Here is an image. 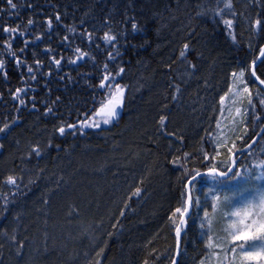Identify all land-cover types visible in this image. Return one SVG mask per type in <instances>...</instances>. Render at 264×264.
<instances>
[{
    "label": "trees",
    "instance_id": "16d2710c",
    "mask_svg": "<svg viewBox=\"0 0 264 264\" xmlns=\"http://www.w3.org/2000/svg\"><path fill=\"white\" fill-rule=\"evenodd\" d=\"M13 3L15 9L8 0H0V60L4 63L0 70V128L8 126L0 132V232L14 238L20 227L18 238H23L21 230L33 223L34 211L43 209L42 203L33 204L29 200L34 192L41 195L45 190L37 188L36 178L51 176L47 169L62 167L66 164V153L70 152L76 157L73 168L81 163L96 170L105 164L115 167L123 176L118 183L109 178L114 185H102L97 178L89 187L92 182L89 175L86 180L80 177L79 182L76 174V184L68 180L72 181L73 190L80 191L79 195L69 194L73 198L71 206L79 213L86 210L84 219L79 221L97 226L92 237L97 240L93 249L98 255L84 259L83 254L91 249L88 240L78 246L70 245L71 253L75 250L81 257V263L74 264H171L175 230L181 218L176 209L185 207L187 180L197 172L220 168L224 163L222 158H213L217 149L211 146L209 133L213 139L212 122L219 110L221 92L232 82L234 73H247L255 110L249 114H255L259 120L253 124L248 117L245 127L249 136L238 148L264 122L261 103L264 92L249 75L251 64L264 46V2L13 0ZM226 4L231 7H225ZM247 13L260 21L257 30L254 18L249 27L238 21L247 19ZM29 20L33 23L29 24ZM225 20L232 21L231 28L225 25ZM4 27L17 28V32H4ZM106 33L114 39L106 41ZM185 44L188 49H184ZM80 53L86 55L81 57ZM57 60L59 64L55 63ZM256 74L264 82V59ZM105 75L115 77L105 81L106 84H119L125 89L121 115L111 126L80 128L86 119H97L94 112L110 91L100 87ZM18 89L21 91L14 99ZM177 102H184L186 108L172 112ZM162 118L168 124L161 128ZM60 127L65 128V134L59 133ZM258 144L244 156V162L253 156L261 159L264 135ZM82 149L86 154L79 157ZM23 165L28 172H23ZM7 171L11 173L3 174ZM236 173L235 170L226 180L198 181L192 188L193 196L200 197V188L205 192L226 191L222 187ZM8 177H13L16 183L8 184ZM231 187L229 191L238 185ZM68 192L63 196L68 197ZM63 196L53 200L59 224L65 223L59 211L64 215L69 208L63 205L58 209L65 201ZM13 209L16 215L11 218L12 225L6 223L1 228L4 216ZM38 226L35 224L34 230ZM207 235L196 222V212L195 217L192 212L180 241L178 264H208ZM22 238L18 246H22ZM28 240L29 245L35 242L30 236ZM5 251L11 253V247ZM47 251L49 258L44 257L42 264H68L56 245L52 248L50 244ZM0 264L17 262L9 257V261Z\"/></svg>",
    "mask_w": 264,
    "mask_h": 264
},
{
    "label": "rangeland",
    "instance_id": "374dc122",
    "mask_svg": "<svg viewBox=\"0 0 264 264\" xmlns=\"http://www.w3.org/2000/svg\"><path fill=\"white\" fill-rule=\"evenodd\" d=\"M247 14H249L247 19H238V21L242 20V22L249 27L248 23H251L254 16L250 13ZM252 22L256 25L255 22H257V20L254 18ZM254 28L257 30L258 25ZM241 73H243V76L240 75ZM231 78L232 82L229 83L228 86L221 92V98L223 97L224 99L223 102H221L220 98L218 102L219 110L212 122V126H214V131L212 133L213 139L212 135L209 133L211 146L214 150L217 149L215 150L213 158L219 157L224 161L223 165L220 167L222 170L221 172H225V170L229 167L228 163L230 162V156L245 142L249 136V132L245 127L248 117L252 118L253 124H258L259 121L255 114H249V111L254 112L255 110L254 107H252L253 100L247 85L249 80L247 73L239 71L235 75L233 74ZM245 88L248 89V92H244ZM185 108L184 102H177V106H174L172 112L176 110L183 111ZM237 109H239V112H237ZM117 112L118 115L116 118L111 120L107 125L111 126L117 122L121 115V107L117 109ZM167 124V121H163L161 128ZM103 125L105 124L101 123L100 126ZM85 152L86 150L84 151V149H82L79 152V157L86 154ZM66 154V161L64 162L66 164L57 169H47V172L51 171V176L49 177L46 175L38 176V178H36L37 182L39 181L37 188L40 189V191L41 189L45 190L41 195H37L39 193L36 194L34 192L29 200L33 204L42 203L43 209L41 208L34 211L36 213V217L34 218L33 223H31L27 228H23L21 230L24 233L23 238L19 236V238H22L23 241L22 246H18V229L20 227L16 230L17 232H14V235L16 236L14 238H10V235L3 233V231L0 232V263H4L5 260L9 261V257L14 258L17 264L45 263L44 257L47 256L45 258L47 259L50 255L47 251L50 244L52 248L56 245V247L61 250L60 252L64 253L61 255V258L66 263H81V257H78L79 255L76 254L75 250L73 251V255L68 247L70 245L78 246L82 244V242L84 243L85 240L89 241L88 243L91 249L88 254H83L84 259H88L89 257L95 258L98 255L96 250L93 249L96 248L95 244L97 240H93L92 237V230L97 226H94L92 222L87 223L88 225H86V222L79 221L80 219H84L86 210L83 209L81 210V213H79V211H75V209L71 206L73 198H71L70 195H79L78 192L80 193V191L73 190L71 184L72 181L69 183L68 180H74L75 183L77 178V180H79L80 177L86 180L91 177L92 182L88 184L89 187L94 184V181L95 179L97 180V178L101 180L102 185H105V183L114 185V183H118V181L120 182L123 176L119 175L120 172H116V170H114L115 167H109L108 165L105 166V164L96 170L94 168L89 169L90 165L85 166L81 163L79 165H74L75 167L73 168L72 164H75L76 157H72L70 152ZM259 156H261V159L253 156V158L251 157L252 159L246 160L241 167H236V172L240 175H235L233 178L229 179L227 182L228 184H225L222 187L223 189H226V191L217 193L215 190H209L205 192L206 190L200 188V197L195 198L193 196V215L195 217L196 212V222L202 227L203 234H208L206 239L208 264H264V259L242 261L240 254L241 250L239 248H237V252L235 253L228 251V249L234 245L232 243V238L229 236L227 231L229 229V225L233 221L237 220V217L231 216L230 213L241 208L242 204L246 200L251 199L252 194L264 186V153H259ZM209 158V156L206 157V161H208ZM7 165L9 164L7 163ZM23 168V172L29 171L27 170V166L23 165ZM8 172L11 173L10 171H7L3 174L9 175ZM41 173L42 172H40V174ZM76 174L79 177L76 176V178ZM110 174L111 176H109ZM67 175H69L68 178ZM26 176H28V173ZM109 178L112 179L114 183H112V181H108ZM74 183L73 185L75 186L76 183ZM231 184L238 185V187L229 191L228 189L232 188ZM66 192H68V197L63 196ZM241 193H244V195L241 196ZM61 196L65 197V201L59 204L58 209L62 208L63 205H68L69 207L67 211L64 212V215L59 211L60 218H65L64 224L58 223V210L57 207L54 206L53 202V200L55 201V198H61ZM214 203L217 205L215 210L213 209ZM14 212L15 210L13 209V212L11 211L10 214L4 216L3 220H5L1 222L3 223L1 228L6 223L7 225H12L11 218L16 215ZM206 213L207 216L205 215ZM17 216H21V214H17ZM35 224L39 226L34 230ZM214 226L218 229L215 230ZM238 227L242 226L238 225ZM26 236L28 238L29 236L32 237L35 239V242L32 241V243H30L31 245H29V240ZM40 239L41 241L43 240V243L39 241ZM54 242L57 243L54 244ZM239 243H246V247L251 246L254 253H259L261 252L260 245L264 244V240L236 242V244ZM6 247H11V253L5 251Z\"/></svg>",
    "mask_w": 264,
    "mask_h": 264
},
{
    "label": "snow or ice",
    "instance_id": "6c2138e0",
    "mask_svg": "<svg viewBox=\"0 0 264 264\" xmlns=\"http://www.w3.org/2000/svg\"><path fill=\"white\" fill-rule=\"evenodd\" d=\"M8 3L11 8L15 9L16 5L13 3V0H8ZM225 7L230 8L231 4H226ZM58 19H59V16H57V20ZM28 23L32 24L33 22L32 20H29ZM224 23L229 28H231L232 26L231 20H225ZM259 24H260V21H257L256 25H253V26L256 27ZM132 27L134 30L136 29L135 24ZM3 31L15 33L17 32V28L4 27ZM20 35H23V33H20ZM37 39H39V37H37ZM104 39L106 41H112L114 37L106 33L104 36ZM188 47H189L188 44L184 45V49H188ZM261 51L262 53H264V49H262ZM77 52L79 53L80 50L77 49ZM84 55L86 54L80 53L81 57H83ZM180 56L182 58L185 57V51L182 50L180 52ZM72 62L75 63V61H72ZM17 63H20V62L17 61ZM55 63L59 64L60 61L57 60L55 61ZM3 68H4V63L2 60H0V70H2ZM28 71L31 72L32 69L29 68ZM123 71H124L123 68H121L120 72H123ZM118 74L119 73H117V75ZM240 75L243 76V73H241ZM110 78L115 79V77H110V75H105L104 79L100 83L101 88L107 87L110 89V91L107 94L105 100L102 101L101 106L94 112V117L99 118V119H94V118L86 119L84 122H82L79 125L80 128H99L101 123L107 125L110 123L111 120L115 119L116 116L118 115L117 109H119L123 104L125 89L124 87H121L119 84H116L114 86L110 83L106 84L105 81H108ZM20 91L21 90L19 89L17 90V96H14V99L18 98V94ZM244 92H248V89L245 88ZM223 99L224 98L222 97L221 102H223ZM20 103L23 104L24 100L20 99ZM261 103L264 104V100H262ZM49 111H51V109H49ZM237 112H239V109H237ZM89 120H91V122H89ZM161 123H163V118L161 119ZM7 127L8 126L5 125L4 128H0V132L5 131ZM72 127H75V126L68 125V128H72ZM58 131L61 135H63L65 134L66 130L64 127H60ZM33 151L36 152L37 155L40 154L38 149L34 148ZM229 171H231V169H229ZM212 173H214L217 176L227 175V173L225 172L216 171L215 168L210 170V174ZM196 175H200V173H197ZM236 175L239 176L240 174L237 172ZM195 179H196V176H192L191 180L189 181V184L191 183L192 180H195ZM7 183L11 185V184H15L16 181L13 177H8ZM240 195L243 196L244 193H241ZM188 202L189 203L192 202L191 197H189ZM216 207L217 205L214 203L213 209L215 210ZM176 212L180 213L181 223H184L183 216H184V213L188 212V208L187 207H184L182 209L177 208ZM205 215L207 216V213ZM230 215L233 217H237V220L233 221L229 225V229L227 230L229 236L232 238V243L234 245L233 247L228 249V251L235 253L237 252V248H239L241 250L240 254H241L242 261H254L257 259H264V244L260 245L261 252L259 253H254L251 249V246L246 247V243L236 244L237 241L247 242L249 240H264V186H262L258 191L252 194L251 199L246 200L242 204L241 208L235 211H232ZM238 225L242 227H238ZM180 231H181L180 227L177 226L176 233L178 237L180 235Z\"/></svg>",
    "mask_w": 264,
    "mask_h": 264
},
{
    "label": "water",
    "instance_id": "95a60500",
    "mask_svg": "<svg viewBox=\"0 0 264 264\" xmlns=\"http://www.w3.org/2000/svg\"><path fill=\"white\" fill-rule=\"evenodd\" d=\"M264 2V0H261ZM262 49H264V46L262 47ZM261 49V50H262ZM260 50L257 58L255 59V61L251 64L250 69H249V75L251 80L253 81V83L261 90L264 92V83H262V81L258 78L257 74H256V70L257 67L260 65V63L262 62V60L264 59V53H262V51ZM264 135V122L262 124V126L260 127V129L258 130V132L251 138L250 141H248L243 147L236 149L231 157H230V165L228 167V169L225 171V173H227V175L224 176H217L214 173L210 174V170L207 171H200L197 173H200V175H196L197 173H195L193 176H196L195 180H192L191 183L189 184V181L191 180V177L187 180L186 184H185V195H186V201H185V207L188 208V212L184 213L183 216V220L184 223H181V218L179 220L178 226L180 227L181 231H180V235L179 237L177 236L176 230H175V238H176V246H175V251H174V256H173V260L171 264H178L179 261V253H180V241L181 238L185 232V229L187 227V220L190 217L192 210H193V194H192V188L193 186L200 180L205 179V178H219L222 180H226L230 177V175L236 170V157H242L244 155H247L248 153H250L254 147L259 143V141L261 140L262 136ZM229 169H231V171H229ZM218 171V170H216ZM221 172V171H218ZM189 197H191V203L188 202Z\"/></svg>",
    "mask_w": 264,
    "mask_h": 264
},
{
    "label": "bare ground",
    "instance_id": "6f19581e",
    "mask_svg": "<svg viewBox=\"0 0 264 264\" xmlns=\"http://www.w3.org/2000/svg\"><path fill=\"white\" fill-rule=\"evenodd\" d=\"M234 75H235V73H234ZM216 112H218V111H216ZM261 126H262V125H261ZM250 140H251V139H250ZM250 140H249V141H250ZM258 146H259V144H257L254 148H257ZM244 156H246V155H244ZM244 156H242V157H239V156H238V157L235 158L236 163H237V166H236V167H241V166H242V164H243V162H244ZM230 157H231V156H230ZM228 165H230V162L228 163ZM228 165H227V166H228ZM212 169H213V168H212ZM215 169L218 170V171H222L220 168H215ZM227 169H228V168H227ZM227 169H226V170H227ZM226 170H225V171H226Z\"/></svg>",
    "mask_w": 264,
    "mask_h": 264
}]
</instances>
